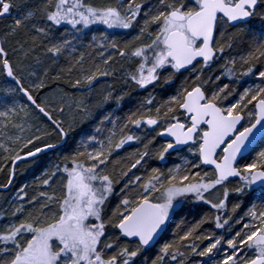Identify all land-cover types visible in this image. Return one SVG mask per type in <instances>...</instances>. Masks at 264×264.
Returning a JSON list of instances; mask_svg holds the SVG:
<instances>
[{"label":"snow or ice","instance_id":"1","mask_svg":"<svg viewBox=\"0 0 264 264\" xmlns=\"http://www.w3.org/2000/svg\"><path fill=\"white\" fill-rule=\"evenodd\" d=\"M0 24V264H264V0H0Z\"/></svg>","mask_w":264,"mask_h":264},{"label":"trees","instance_id":"2","mask_svg":"<svg viewBox=\"0 0 264 264\" xmlns=\"http://www.w3.org/2000/svg\"><path fill=\"white\" fill-rule=\"evenodd\" d=\"M3 31H5V25L4 24H0V33H2ZM119 32V31H118ZM118 32H116L115 34H118ZM119 66V65H117ZM106 78L101 77V81H104ZM108 80H110V78H107ZM245 80H251L250 77H245ZM224 82H228L227 80L222 81V83ZM117 86L119 84H116ZM101 86V84H97V89ZM116 86V87H117ZM49 87L53 88V89H63L65 92L67 93H71L74 92V89H72L70 87V85L65 82V81H54V82H50L49 83ZM47 90V89H45ZM99 90V89H98ZM48 91V90H47ZM139 96V94L135 91H132L129 98H127L124 102V106H125V111H127L129 108L133 107L134 104L136 103V98ZM82 130L83 131H91L92 129L89 127V122H85L82 124ZM81 133V132H80ZM134 147H137L136 145L132 146V147H128L126 146V150L127 152H131L133 150ZM121 154L122 155H126L125 150H121ZM57 162V157L56 156H49V155H43L41 157V160L38 162V165H32V167L30 168L29 172L22 176L21 178L19 177V169L16 173V179H15V187H19L25 183L30 185L29 191L31 193V186L34 183H38L36 177L39 174V171L41 168L46 167V166H51L52 164ZM157 162L153 161V165H155ZM23 165V164H22ZM21 165V166H22ZM7 180V177L4 173H0V184L5 183ZM18 181V182H17ZM1 198H3L0 201V206H6V198L8 197V193H4L3 195H0ZM210 225H205L204 228L208 229Z\"/></svg>","mask_w":264,"mask_h":264},{"label":"rangeland","instance_id":"3","mask_svg":"<svg viewBox=\"0 0 264 264\" xmlns=\"http://www.w3.org/2000/svg\"><path fill=\"white\" fill-rule=\"evenodd\" d=\"M5 27H6V26H5ZM118 31H119V30H116V32H118ZM114 34H115V33H114ZM134 34H135V33H132V35H134ZM128 38H130V37H128ZM117 67L119 68V66H117ZM104 86H106V85L101 84V86H100L98 89H100L101 87H104ZM116 86H117V85H116ZM117 87H119V85H118ZM55 89H56V88H55ZM45 91L47 92V90H45ZM71 93H72V92H71ZM71 93H69V95L66 97V102H67V104H72L74 100L82 98L80 95L72 96ZM59 94H60V90H59V89H56V92H54V93H49L47 99L50 100V101H52V100H57V101H58V99H59ZM66 111H67V108H66ZM81 131H82V125H79V126L77 127V129H76V132L73 133V135H78ZM169 159H170V161H171V160L175 159V157H171V158H169ZM31 167H32V165H24V164H23V165L20 167V169H19V177L21 178L22 176L26 175V174L29 172V170H30ZM17 182H18V181H17ZM2 199H3V198L0 197V201H1ZM213 227H214L213 225H210L208 229H212ZM207 243H208V241H204V244H207Z\"/></svg>","mask_w":264,"mask_h":264}]
</instances>
